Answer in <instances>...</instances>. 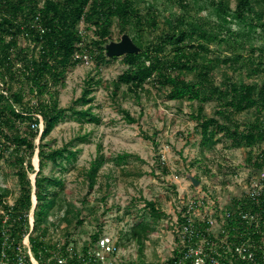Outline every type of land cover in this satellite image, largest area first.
<instances>
[{
	"label": "trees",
	"instance_id": "obj_1",
	"mask_svg": "<svg viewBox=\"0 0 264 264\" xmlns=\"http://www.w3.org/2000/svg\"><path fill=\"white\" fill-rule=\"evenodd\" d=\"M200 1L171 0L181 13L163 17L161 26L152 7L142 14L136 0H45L42 8L38 6L39 0H6L0 5V34L9 33L13 28L19 32L20 26H24L37 49L30 51L18 48L15 41H0V161L13 169L18 185V196L12 206L4 199L5 193H0V234L4 228L15 244L22 241L29 228L28 216L34 193L32 251L35 255L42 251L44 258L56 250L52 234L56 225L52 220L48 222V218L58 206V193L63 190L64 183L59 178L43 175V172L48 164L64 169V163L75 161L80 150L72 143L50 149L46 139L66 119L81 125L100 123L91 106L82 108L92 103L93 99L89 98L92 86L100 83H94L93 79L83 83L82 94L72 106H59V88L64 87L68 70L81 63L75 59L76 53L89 55L98 65L105 61H122L126 70L111 82L113 96H117L121 85L136 94L143 91L146 84L154 82L166 90L165 97L169 101L201 105L214 102L213 116L206 117L199 110L193 117L201 148L212 150L225 139L231 149L250 151L245 166L264 167V149L261 148L264 145V38L260 37L264 36V0H235L234 9L229 7L230 0L208 1V5H200ZM195 8V14L209 10L213 19L196 18L191 14ZM37 13L46 28L41 35L29 27ZM81 22L85 31L93 34L89 44L86 43L89 37L82 39L78 35ZM114 22L122 33L128 31L133 36L132 42L141 49L139 54L106 58L104 47ZM147 32L154 34L151 40L145 39ZM78 44L81 46L77 47ZM212 44H228L231 54L210 58ZM244 51H247L246 56ZM218 67L233 73L242 68L248 77H259L261 82L236 81L224 75L216 83L213 72ZM76 105H81V109ZM248 111H253L252 119L246 122L236 119ZM119 112L127 124L137 122L126 110L119 109ZM144 137L156 145L154 138ZM78 139L85 142L88 137ZM36 153L37 172L33 166ZM131 157L121 154L113 160L121 165ZM104 163L98 147L86 171L88 192L96 184L97 173ZM160 168L166 172L164 165ZM34 174L33 187L31 176ZM143 202L142 216L122 234L135 242L140 258L145 241L156 231V224L167 218L153 202ZM68 213L60 221L70 224ZM4 214L8 216L5 224L2 222ZM98 237L94 234L90 244ZM66 238L65 246H69ZM88 247L84 246L82 252Z\"/></svg>",
	"mask_w": 264,
	"mask_h": 264
},
{
	"label": "rangeland",
	"instance_id": "obj_2",
	"mask_svg": "<svg viewBox=\"0 0 264 264\" xmlns=\"http://www.w3.org/2000/svg\"><path fill=\"white\" fill-rule=\"evenodd\" d=\"M208 1L218 0H201L199 4L208 5ZM136 2L142 14L148 11V7H152L160 26L163 17L181 13L171 0ZM229 7L234 9L235 0H230ZM195 12L196 8L191 14L194 15ZM194 16L213 19L209 10H203ZM79 27L83 30L84 38L89 37L86 40L89 44L93 39L92 32L85 31L83 24ZM110 32L107 43L119 42L125 34L131 40L133 38L128 31L122 33L116 22ZM153 36L154 34L147 32L145 39L151 40ZM261 36L263 39L264 36ZM210 50L213 52L209 55L210 58L231 54L228 44H212ZM243 54L246 56L247 51ZM125 70L120 59L105 61L99 65L94 62L89 65L78 64L68 70L65 85L59 88V106H72L82 94L83 83L93 79L94 83H100L92 86L89 96L93 99L92 103L82 108L91 106L93 113L100 118V123L81 125L72 119H66L46 139L50 149L72 143L76 150H80L75 161L71 164L64 163V169L48 164L43 172V175L59 178L64 183L63 190L58 193V206L51 211L48 222H55L56 226L52 228L54 237H67L73 250L81 251L84 246H90L94 234H105L118 242L119 253L112 262L160 264L168 258L167 246L171 238L169 219L174 216V201L180 197L205 196L210 191L215 194L214 197L223 199L225 187L232 183L238 170L247 167L246 158L251 153L248 149L229 148L225 139H221L212 150L201 148L197 123L193 117L199 110L206 117L213 116L214 102L201 105L196 102L169 101L165 97L166 90L157 87L154 82L146 84L144 90L136 94L128 92L126 86L121 85L117 96H113L111 82L116 81ZM224 75L236 81L261 82L259 77H248L242 68L233 73L225 67H218L213 72L216 83ZM76 107L81 109V105ZM119 109L126 110L137 122L127 124ZM252 116L253 111H248L236 116V119L246 122ZM80 136H87L88 140L81 142L78 139ZM144 136L154 138L156 145ZM37 143L36 140L35 144ZM98 147L105 163L97 173L92 191L88 192L86 171L95 158ZM261 148L264 149V145ZM121 154L132 157L127 163L118 165L113 158ZM161 165L165 166L166 172L161 170ZM36 169L34 166V170ZM189 177L196 178L200 185L193 187ZM2 192L9 204H13L18 196L14 171L4 161H0V193ZM143 200L153 202L167 218L156 224V231L145 241L140 258L135 242L127 240V236L122 237V234L127 233L142 216ZM67 211L70 224L60 221Z\"/></svg>",
	"mask_w": 264,
	"mask_h": 264
},
{
	"label": "built area",
	"instance_id": "obj_3",
	"mask_svg": "<svg viewBox=\"0 0 264 264\" xmlns=\"http://www.w3.org/2000/svg\"><path fill=\"white\" fill-rule=\"evenodd\" d=\"M5 1L0 0V5ZM44 1L39 0V8ZM29 27L38 35L46 31L38 13ZM78 35L84 38L80 27ZM1 40L15 41L18 48L37 50L24 26H20L19 32L13 28L9 33L0 34ZM75 59L85 65L93 62L89 55L80 53L75 54ZM39 126L42 129L41 122ZM214 196L210 191L205 196L180 197L174 201V216L169 219L168 258L160 264H264V167L241 168L234 174L232 183L225 187L223 199ZM35 206L33 199L29 228L20 243L15 244L6 229H2L0 264H116L112 261L119 253L118 242L105 234L84 252L73 250L70 244L65 246V238L55 237L56 250L50 256L43 258L42 251L35 255L30 244L34 236ZM7 219L4 214L3 224Z\"/></svg>",
	"mask_w": 264,
	"mask_h": 264
},
{
	"label": "water",
	"instance_id": "obj_4",
	"mask_svg": "<svg viewBox=\"0 0 264 264\" xmlns=\"http://www.w3.org/2000/svg\"><path fill=\"white\" fill-rule=\"evenodd\" d=\"M105 56L107 59H112V58H120L125 55H137L140 53L141 49L138 48L131 40V38L128 35H122L120 38L119 42H109L105 45ZM38 141V140H37ZM36 159H37V153L35 154ZM38 161V159H37ZM38 171V164H37V169L35 172ZM35 175L32 177V186L34 187V180H35ZM189 180L191 182V185L193 187H197L200 185V182L194 178V177H189ZM33 199L36 204V199L35 196L33 195Z\"/></svg>",
	"mask_w": 264,
	"mask_h": 264
},
{
	"label": "bare ground",
	"instance_id": "obj_5",
	"mask_svg": "<svg viewBox=\"0 0 264 264\" xmlns=\"http://www.w3.org/2000/svg\"><path fill=\"white\" fill-rule=\"evenodd\" d=\"M33 164H34L35 167H37V159L35 157L33 158ZM32 177H33V175L31 176V178Z\"/></svg>",
	"mask_w": 264,
	"mask_h": 264
}]
</instances>
